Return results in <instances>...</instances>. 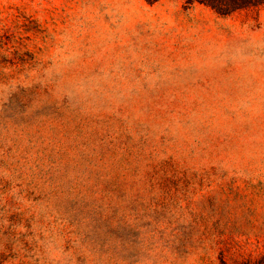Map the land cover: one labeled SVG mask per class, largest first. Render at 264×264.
Masks as SVG:
<instances>
[{"label":"rangeland","instance_id":"obj_1","mask_svg":"<svg viewBox=\"0 0 264 264\" xmlns=\"http://www.w3.org/2000/svg\"><path fill=\"white\" fill-rule=\"evenodd\" d=\"M264 264V5L0 0V264Z\"/></svg>","mask_w":264,"mask_h":264},{"label":"trees","instance_id":"obj_2","mask_svg":"<svg viewBox=\"0 0 264 264\" xmlns=\"http://www.w3.org/2000/svg\"><path fill=\"white\" fill-rule=\"evenodd\" d=\"M149 4L157 3L161 0H146ZM189 4L195 1L211 7L220 15H230L236 11L249 7L264 5V0H187ZM250 264V263H248Z\"/></svg>","mask_w":264,"mask_h":264}]
</instances>
